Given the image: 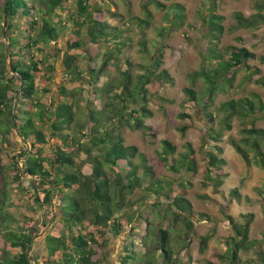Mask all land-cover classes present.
<instances>
[{
  "label": "trees",
  "instance_id": "trees-1",
  "mask_svg": "<svg viewBox=\"0 0 264 264\" xmlns=\"http://www.w3.org/2000/svg\"><path fill=\"white\" fill-rule=\"evenodd\" d=\"M67 1L5 0L0 5V20L5 24L9 49L0 52V153L5 154L13 165L12 174L6 176L4 189L0 188V264H103L104 258L98 255L105 254L108 235L120 237L127 228L130 229L123 241L124 254L119 264H176L168 229H160L159 234L148 230L141 244L134 242L132 237L139 234L136 233L137 227L131 224L143 217L127 198L144 186V178L138 174L142 167L146 176L151 178L147 193L163 196L176 209L177 219H183L188 231L193 232L191 218L194 209L186 197L185 180L179 183V193L172 190L169 182L165 183L169 186L166 191L164 182L156 178L152 167L148 166L145 154L134 145H126L122 136L124 128L152 131L146 124V120L154 116L150 108L153 94L149 87L156 82L173 84L174 78L167 69H163L162 51H157L151 62L142 65V74L135 75L129 61L127 69L123 70L114 55L126 47L122 31L96 17L103 9L98 7V3L93 4V0H73L71 5H66ZM214 6L210 14L203 18L207 27L204 38L208 46L201 52L202 68L192 75L194 81L203 79L206 83L205 95L198 96L192 88H186L184 92L189 102L202 106L205 111L207 130L203 142L215 143L213 151L207 156L206 178L217 189L226 177V161L219 157L223 149L218 143L222 140L223 131L232 130L234 118L251 119L250 127L247 125L242 130L246 135L242 142L249 143L251 137H256V141L250 144L255 153L251 156L242 144L235 141H232L233 147L247 165L250 166L254 160L264 169V152L258 142L259 138H264V129H258L254 124L255 117L264 113V103L256 94H253V99L247 97L223 103L217 110L225 115L220 121L222 128L220 131L216 129L215 112L209 109L222 92V84L231 88L235 74L241 70L248 71L250 76L261 71L259 68L252 69L250 62L258 57L247 48H219L225 31L222 25L224 17L215 15ZM57 9L67 11L66 17H60ZM253 9L255 13L249 17L241 12L234 13L235 29L264 26V0H256ZM174 20L182 25L183 15L176 13ZM21 21L26 26L20 25ZM141 23L140 27L149 26L148 20ZM36 30L38 34L33 36ZM66 31L75 39H65ZM63 40L66 50L57 47ZM111 42L115 43V49H109L103 55L99 67L89 65L84 74L78 66L80 56L71 52L85 49L87 61L95 62L99 50L93 53L88 45L100 47ZM60 52H63L61 60ZM8 59L12 61L16 75L10 72ZM59 61L63 67V83H58L54 93L57 97L47 105L42 97L52 92L50 84L55 83ZM259 61L264 64V57H259ZM107 65H116V70L113 73L110 71L111 77L105 72ZM37 78H42L47 86L38 89ZM102 78L106 79L101 85ZM21 82L24 83V90L14 102ZM256 83L264 87V78ZM69 85L75 86L69 88ZM83 85H88L89 89H83ZM84 92L86 118L78 122L76 118L81 112V101L85 100ZM100 102L102 107H98ZM179 118L187 120L191 116L182 112ZM37 119L41 126L48 124L49 137L36 124ZM189 129V125H184L180 132L184 134ZM12 136L16 138L14 141ZM46 146L51 151L49 155L45 153ZM163 146L161 159L166 165L175 147L167 140L163 141ZM186 148L188 150L182 159L186 175H190L186 180L190 185L198 167L193 158L195 151L192 145L188 144ZM81 155L86 158L78 161ZM136 158H140L141 165L135 162ZM87 165L91 169L89 174L84 171ZM125 168L130 169L126 174L128 182L122 178ZM171 169L180 170L176 166ZM22 176L27 177L22 179ZM10 179L30 200L26 207L28 211L20 210V201L15 203V212L9 211ZM26 180L28 183L25 186ZM164 190L166 193H162ZM232 195L240 198L237 189L232 191ZM126 208H130L132 214L125 216L123 212ZM243 217L246 222L241 224L232 216H227L235 234L228 241L230 252L226 256L227 264H238L241 253L251 250L257 251L258 261L264 263V251L259 241L250 239L254 214ZM150 237L156 248L150 247L143 252V246H148ZM209 239L204 237L203 242L207 244ZM34 249L38 250V254H33Z\"/></svg>",
  "mask_w": 264,
  "mask_h": 264
},
{
  "label": "rangeland",
  "instance_id": "rangeland-1",
  "mask_svg": "<svg viewBox=\"0 0 264 264\" xmlns=\"http://www.w3.org/2000/svg\"><path fill=\"white\" fill-rule=\"evenodd\" d=\"M93 0L92 3H98V7L103 9L101 14L96 17L100 20L107 21L112 26L117 27L118 31H122L126 43V47L118 53H114L119 59V64L123 70L127 69L126 63H131L132 71L135 75L142 74L144 70L142 65H147L155 58L157 51L163 53V69H167L174 78L173 84L165 82H156L150 85L149 91L153 94L150 102V108L154 111L153 118L147 119L146 124L152 128L150 132L142 130H133L130 128L122 129V136L126 145H134L139 151L145 154L148 166L152 167L155 177L163 181L164 189H168L165 183H171L172 190L178 193L181 191L179 183L185 180L187 190L186 197L192 202L194 231L189 232L186 223L177 219L176 209L163 196H158L153 192L147 193L146 188L150 186L151 178L147 177L143 168L138 171L139 176L144 178V186L142 189L136 190L132 195L128 196L130 204L142 215L143 219L135 220L131 225L137 227L136 233L139 234L134 238L136 244H141L143 236L150 230L159 234L160 229L165 228L170 231L172 240V248L175 250L174 260L176 264H227L226 256L230 252L228 241L235 234L228 221L227 216H232L236 222L245 223L243 217L247 214H254V220L251 224L250 239L259 241L260 248L264 251V169L253 161L249 166L237 153L232 145V141L240 143L249 151L251 156L254 155V148L250 144L256 141V137H251L250 142L243 143L242 139L246 137L242 133L245 126L252 124L251 119L244 120L242 118H234L231 131H223L221 142L218 143L223 149L220 158H224L226 165L224 166L223 184L215 189L213 183H208L206 178V164L208 162V153L213 151L214 142H203L206 134L207 125L204 117L202 106L188 101L185 94L186 88L194 89L198 96L205 93L206 83L203 79L194 81L192 75L202 68L201 52L208 46V41L204 38L207 27L203 21L213 5L214 13L217 16L224 17L222 25L225 31L221 36L218 44L219 48L225 49L233 46L238 49L247 48L255 53L258 58L250 62L253 68H259L260 74L251 75L246 70H241L235 74L233 85L229 88L225 83L222 84V92L217 95L215 105L209 110H213L216 115V129L221 130L220 121L224 118V113L218 112V108L229 100H238L241 98L253 99V94L258 95L264 103V87L257 84V80L264 78V64L259 61V57H264V26L258 29H235L236 20L234 13L241 12L249 17L255 13L253 6L256 0ZM4 0H0V5ZM73 0H68L66 5H71ZM159 3V4H158ZM67 7V6H66ZM147 8V9H146ZM177 10V11H176ZM60 17L65 18L67 11L57 9ZM151 17H149V14ZM176 13L183 15V23L180 25L174 20ZM149 21V26L140 27L141 22ZM20 25L26 26L24 21ZM144 25V24H143ZM3 27V28H2ZM71 27V25H70ZM3 29V30H2ZM5 28L0 20V52L8 49V41L2 37ZM65 39H75L68 31ZM26 34V33H24ZM38 34V30L33 32V36ZM122 40V39H121ZM5 44V46H4ZM58 49L66 50L65 40L59 42ZM111 47V48H110ZM115 43L103 46L89 44L88 48L93 53L98 50V57L95 62H88L85 55V49L73 50L80 56L78 66L83 73L89 67H99L104 54L109 49H115ZM228 55H226L227 57ZM114 57V56H113ZM60 60L63 58V52L59 53ZM8 64L10 59L7 60ZM56 71L55 83L51 82V93L42 97V101L49 105L55 99V91L58 83H63L61 73L63 67L61 61ZM116 70V65H107L105 72L111 77V72ZM111 71V72H110ZM11 72V71H10ZM106 78H102L101 85ZM56 84V85H55ZM36 86L42 89L47 86L42 78H37ZM75 85H69V88ZM79 87V84L76 85ZM88 90V85L81 86ZM205 95V94H204ZM57 97V96H56ZM85 99L86 93H83ZM170 101V102H168ZM100 102L98 107H102ZM81 112L77 115V121L83 122L86 118L87 101L82 100ZM32 108V107H28ZM182 112L188 113L191 118L181 120L179 115ZM36 124L41 126V122L37 119ZM254 124L258 129H264V113L255 117ZM189 125L190 129L186 133L180 132V128ZM47 136H50V128L48 124L41 126ZM16 139L14 136L11 140ZM18 139V137H17ZM208 139V138H207ZM258 139V138H257ZM167 140L175 147L174 154L170 155L169 163L164 164L163 157V141ZM14 141V140H13ZM21 144L23 142L18 140ZM261 150L264 152V138H259ZM191 144L195 151L193 158L197 161L198 172L192 176L191 184L186 181L190 175H186L183 166L184 160L182 155L187 152L186 145ZM49 147V146H48ZM45 153H51L47 146ZM85 155H81L78 161L85 159ZM22 162V160H20ZM135 162L142 164L140 158H136ZM125 162L122 163L124 165ZM172 166L180 168L179 171L171 169ZM90 166L84 168L85 173L91 172ZM130 169L125 168L122 173L124 182H128L126 174ZM12 161L5 155L0 153V188L3 190L7 183L6 176L12 174ZM149 176V175H148ZM27 176H22L26 179ZM12 182V180H8ZM207 182V183H206ZM26 180L24 185L26 186ZM10 201L9 211L17 210L16 202L20 201L19 207L23 212L28 211L27 206L31 203L23 191L17 187V183H10ZM237 189L240 192V198L233 196L232 191ZM164 190L162 193H166ZM133 207V208H134ZM132 210L126 208L123 214H132ZM147 218V220H145ZM129 229L122 233L120 237H114L109 234V244L104 250L102 256L103 264H119L124 254L122 249L123 241L128 236ZM210 237L207 244L203 242L204 237ZM148 240V246H143L142 251H148L151 247H155L154 242ZM154 238V237H153ZM156 239V238H154ZM156 248V247H155ZM104 253V252H103ZM160 252L158 251L157 254ZM33 254H38V250L34 249ZM132 254V253H131ZM241 260L238 264H264L258 261V252L251 250L242 252Z\"/></svg>",
  "mask_w": 264,
  "mask_h": 264
},
{
  "label": "water",
  "instance_id": "water-1",
  "mask_svg": "<svg viewBox=\"0 0 264 264\" xmlns=\"http://www.w3.org/2000/svg\"><path fill=\"white\" fill-rule=\"evenodd\" d=\"M4 3H5V0H4ZM4 26H5V24H4ZM4 38L6 39V33H5V31H4ZM9 68H10V71H11V73L13 75H16L17 74L16 71L14 70V68H13L12 61H9ZM23 90H24V83L21 82L20 90L16 93V95L13 98V101L14 102H15L16 98L23 92Z\"/></svg>",
  "mask_w": 264,
  "mask_h": 264
}]
</instances>
